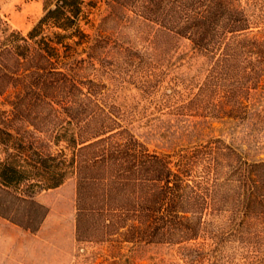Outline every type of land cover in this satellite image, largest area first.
I'll return each instance as SVG.
<instances>
[{
    "label": "trees",
    "instance_id": "16d2710c",
    "mask_svg": "<svg viewBox=\"0 0 264 264\" xmlns=\"http://www.w3.org/2000/svg\"><path fill=\"white\" fill-rule=\"evenodd\" d=\"M107 2L205 52L240 45L236 35L251 27L233 0ZM85 4L43 0V15L26 34L0 16V98L9 107L0 109V216L36 232L48 213L38 193L71 177L78 242L195 240L228 184L235 185L242 218L264 213V160L245 161L220 138L174 155L151 151L121 124L104 102V84L84 75L103 59L96 51L112 45L99 27L92 34L82 27ZM252 36L249 46L259 55L264 28Z\"/></svg>",
    "mask_w": 264,
    "mask_h": 264
},
{
    "label": "rangeland",
    "instance_id": "374dc122",
    "mask_svg": "<svg viewBox=\"0 0 264 264\" xmlns=\"http://www.w3.org/2000/svg\"><path fill=\"white\" fill-rule=\"evenodd\" d=\"M85 3L88 22L82 27L91 34L99 27L112 45L96 51L103 59L84 75L104 84V102L151 151L174 155L220 138L243 160H264V51L258 55L249 46L264 28V0H233L251 27L236 35L240 45L226 49L221 43L207 52L107 0ZM42 15L43 0H0V16L24 34ZM7 108L1 97L0 109ZM228 170L223 167L220 175ZM234 189L221 188L195 240L78 242L71 177L38 193L48 213L36 232L0 216V264H264V213L242 218Z\"/></svg>",
    "mask_w": 264,
    "mask_h": 264
}]
</instances>
